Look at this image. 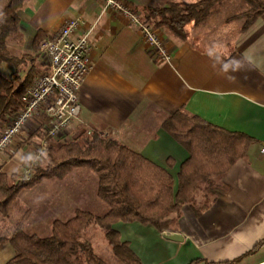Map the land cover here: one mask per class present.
<instances>
[{"label": "crops", "instance_id": "crops-1", "mask_svg": "<svg viewBox=\"0 0 264 264\" xmlns=\"http://www.w3.org/2000/svg\"><path fill=\"white\" fill-rule=\"evenodd\" d=\"M126 1L142 14L146 6H163L173 0H162L159 5L148 0ZM101 7L100 0H29L19 10L23 36L34 37L38 28L49 35L67 17L83 18L77 33L93 24L91 68L79 93L81 111L66 130L69 140L97 131L159 164L175 158L174 174L189 152L162 124L179 109L229 130L246 132L256 140L223 177L228 186L225 194L199 216L184 204L180 215L173 212L163 220L162 230L138 221H117L113 227L145 264H188L195 259L199 260L193 264H212L241 256L234 264H264V155L260 152L264 141V12L224 40L220 30L211 33L218 19L214 14L191 27L184 40L159 27L172 53L169 60L159 61L136 25L116 11L101 13ZM11 159L0 158V170L18 173L24 159ZM81 178L75 184L63 182L65 178L50 183L57 196L52 204L57 214L64 205L71 206L69 212L81 208L75 203L86 181ZM38 210L37 205L30 208L27 226L41 219ZM55 219L62 217H53L51 224ZM15 223L10 214L0 215V235ZM174 232L182 234L183 240L164 236ZM14 253L10 243L0 246V264H7Z\"/></svg>", "mask_w": 264, "mask_h": 264}, {"label": "trees", "instance_id": "trees-1", "mask_svg": "<svg viewBox=\"0 0 264 264\" xmlns=\"http://www.w3.org/2000/svg\"><path fill=\"white\" fill-rule=\"evenodd\" d=\"M25 1L0 0V123L22 107V95L39 72L31 53L19 56L8 46V41L20 34L19 10ZM222 1L173 0L163 6H146L143 17L155 27H165L184 40L189 29L205 21ZM245 1L249 8L228 18L244 17L241 30L264 12V0ZM45 36V31L38 28L32 39L33 51L40 49L39 43ZM26 60L32 64L21 77L19 71ZM4 63L13 67L9 76L1 70ZM162 125L189 152L175 174L171 171L175 158L169 157L165 164H159L118 139L97 131L86 133L84 138L50 143L40 157L27 158L32 165L28 178L0 170V214L3 216L9 215L22 190L45 179H62L78 167L89 168L96 174V194L108 206L102 214L77 208L71 217L55 219L48 235L25 229L29 217V210H25L13 233L0 235V246L10 243L15 250L7 264H109L95 252L91 241L82 238L83 230L90 224L103 229L112 252L123 264H145L129 241L121 238L114 223L138 221L162 230L163 220L173 212L180 215L184 204L190 205L199 216L217 197L225 194L228 186L223 177L256 141L246 132L229 130L180 109ZM199 193H202L201 199L197 198ZM241 259L242 256L212 264H234Z\"/></svg>", "mask_w": 264, "mask_h": 264}, {"label": "built area", "instance_id": "built-area-1", "mask_svg": "<svg viewBox=\"0 0 264 264\" xmlns=\"http://www.w3.org/2000/svg\"><path fill=\"white\" fill-rule=\"evenodd\" d=\"M101 13L116 11L126 21L137 26L159 61L169 60L172 53L154 24L126 0H100ZM82 17L64 18L53 33L40 42V52L47 58L48 68L37 74L31 86L22 95V107L12 117L0 123V156L13 152L14 144L24 140L25 131L38 135L40 157L51 141L68 129L81 111L80 89L91 68L89 34L93 24L80 33ZM91 131H88L90 133ZM264 155V141L260 144ZM32 171L29 165L24 174Z\"/></svg>", "mask_w": 264, "mask_h": 264}, {"label": "rangeland", "instance_id": "rangeland-1", "mask_svg": "<svg viewBox=\"0 0 264 264\" xmlns=\"http://www.w3.org/2000/svg\"><path fill=\"white\" fill-rule=\"evenodd\" d=\"M29 1V0H28ZM26 1L25 3H27ZM162 0H148V3L153 5H159ZM132 4V3H131ZM133 5V4H132ZM134 6V5H133ZM249 3L245 0H223L219 5L216 7V9L212 12L218 19L217 24L215 27L211 28V33H213L214 30H220L221 32V38L224 40L226 36L233 35L237 32L240 25L242 26L244 22L243 18H236L231 20V22H227L226 19L229 16H232L236 13L242 12L249 8ZM144 9L142 10V12ZM144 13V12H143ZM142 13V14H143ZM141 14V12H140ZM224 34V35H223ZM33 34L30 35H17L14 38L10 39L8 41V46L10 50L16 54L21 56L25 53H31L34 56V64L39 68V74L41 71L46 70L48 68L47 58L40 52V49L38 51H33L32 48V39ZM42 40V39H41ZM41 42V41H40ZM40 47V43H39ZM227 46V48H229ZM32 62L29 60H26L24 64L22 65L19 74L21 77H23L28 69L30 68ZM1 70L3 74L10 75V73L13 71V67L4 63L1 67ZM36 74V75H37ZM12 117V115H11ZM86 133V132H85ZM87 134H89L87 132ZM68 135L67 131L63 133V135L53 139L51 143H59L61 141L69 140V137H66ZM86 134L83 136H79L78 138H84ZM24 140L22 142H18L17 144H14L15 149L13 152H5V154H2L0 158H23V164L18 169V175L24 176L27 167L29 166V163L27 158H31L32 156L36 155L38 152V135L36 132L32 133L29 130L25 131L23 134ZM30 152V153H27ZM45 153V152H44ZM43 153V154H44ZM42 154V155H43ZM84 176L86 179L85 185L83 187L81 198L76 199L75 203H78L81 208L88 209L92 211L95 214H102L104 213L108 206L106 202L102 199H100L97 194V185L98 180L96 174L89 168L86 167H78L71 171L65 178L63 182H69L71 184L78 183ZM48 180V179H47ZM57 178H51L45 183V185H38L33 186L32 188H29V190L24 191L22 194L21 191L18 195V199L15 200L13 203V206L11 208V211L9 214L11 215V218L16 219V223L14 226H7L4 228V230L1 233H4L6 236L11 235L17 225V222L25 212V210H29V216H30V208L35 209L36 205L38 207V212L42 214L41 219H37L36 221H32V223L27 222L25 224V229L30 233H38L40 235H48L51 232V219L55 216L60 215L62 219H67L71 217V213L74 214L75 210L71 211V206H65L63 208L58 207L61 209L60 214H57V210L55 207L52 206L57 196L55 195V192H53L54 187L50 185L51 182H57ZM81 182V181H80ZM39 184V183H38ZM37 186V187H36ZM75 191L79 189L74 188ZM25 190V189H24ZM37 203V204H35ZM1 215V214H0ZM21 215V216H19ZM12 232V233H11ZM82 238L87 239L92 242L93 247L95 249V252L101 256L105 261H107L109 264H123L112 252L105 236L103 229L97 225V224H90L88 227H86L82 232ZM175 241V240H174Z\"/></svg>", "mask_w": 264, "mask_h": 264}, {"label": "water", "instance_id": "water-1", "mask_svg": "<svg viewBox=\"0 0 264 264\" xmlns=\"http://www.w3.org/2000/svg\"><path fill=\"white\" fill-rule=\"evenodd\" d=\"M164 236L168 239L179 241L183 240V235L177 232L174 233H164Z\"/></svg>", "mask_w": 264, "mask_h": 264}]
</instances>
